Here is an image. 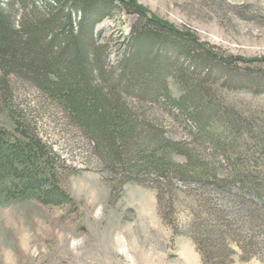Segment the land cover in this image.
<instances>
[{"label": "rangeland", "instance_id": "rangeland-1", "mask_svg": "<svg viewBox=\"0 0 264 264\" xmlns=\"http://www.w3.org/2000/svg\"><path fill=\"white\" fill-rule=\"evenodd\" d=\"M127 1L142 8L145 18L173 26L179 33L175 37H180L177 44L184 46L183 41L194 39L235 63L241 73L237 78L248 73L256 79L252 85L219 92L236 114L259 119L254 138H246L250 152L239 169L252 168L264 182V159H259L257 170L251 163L264 146V0ZM22 6L17 2L8 8L18 22ZM126 10H112V16L106 15L95 29L97 44L108 47L113 71L127 51L131 28L141 17ZM191 50L200 51L196 45ZM10 80L17 104L35 128L29 134L52 148L58 158L47 164L46 156L38 165H29L30 177L16 179L20 193L8 182L12 175H1L0 264H264V189L258 199L253 192L230 184L233 177L227 163L220 165L215 149L195 143L182 118H173L161 105L141 107L132 100L134 109L161 121V137L138 139L147 154L158 144L166 145L168 152L159 156L184 164V155L192 153L215 169V181L169 182L155 175L139 180L135 172L127 178L137 181L124 183L123 169L88 134L89 129L28 83ZM169 87L174 96L180 94L174 85ZM14 123L0 98V128L11 133ZM15 139L29 143L26 138ZM52 177L61 185L54 190ZM34 182L40 193H25L23 184ZM248 216L254 222H248Z\"/></svg>", "mask_w": 264, "mask_h": 264}, {"label": "trees", "instance_id": "trees-1", "mask_svg": "<svg viewBox=\"0 0 264 264\" xmlns=\"http://www.w3.org/2000/svg\"><path fill=\"white\" fill-rule=\"evenodd\" d=\"M7 1L6 4L0 0V98L15 120V129L11 134L0 128V177L12 175L13 180L8 178V182L15 185L18 193L22 189L17 187L16 179L30 177L29 165H38L46 156L47 164L58 157L37 136L29 134L35 128H31L32 120L28 122L17 104L18 95L10 77L28 83L63 107L74 122L89 129L88 134L123 169L124 178L135 172L139 180L155 175L162 180L171 179L169 182L215 181L216 177L215 169L196 160L192 153L184 155V164L159 156L160 152H168L166 145L158 144L147 154L138 139H158L162 136V125L153 114L134 109L136 104L132 100H135L141 107L161 105L173 118H182L195 143L215 149L220 165L227 163L233 177L230 184L253 192L258 199L263 197L264 182L260 175L249 167L239 169L250 152L246 138H254L253 130L259 119L236 114L219 92L222 88L252 85L256 81L253 76L245 72L237 78L241 73L235 70V63L220 58L210 47L197 44L194 39H184V46L177 44L180 37H175L179 33L173 26L145 18L142 8L127 0ZM17 2L23 5L18 11L22 16L19 22L16 14L8 11ZM124 8L142 18L133 25L127 51L113 71L109 70L108 47L97 44L95 29L106 15L112 16V10L118 13ZM170 36L173 37L167 38ZM192 45L197 46L199 53L191 50ZM169 78L178 89V96L170 90ZM144 133H148L146 138ZM15 137L26 138L29 143ZM175 146L174 142L170 150ZM261 158L264 159V146L257 149L251 162L255 170L260 168ZM52 178L50 186L54 190L61 185ZM131 181L137 180L127 178L124 183ZM35 183L23 184V191L39 192ZM247 218L248 222H254L252 216Z\"/></svg>", "mask_w": 264, "mask_h": 264}]
</instances>
